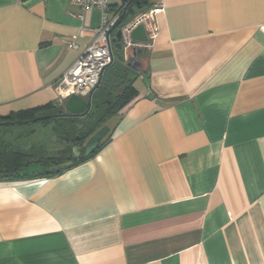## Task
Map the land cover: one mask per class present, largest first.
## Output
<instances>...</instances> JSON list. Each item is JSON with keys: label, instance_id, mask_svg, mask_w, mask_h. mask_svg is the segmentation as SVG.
<instances>
[{"label": "crops", "instance_id": "1", "mask_svg": "<svg viewBox=\"0 0 264 264\" xmlns=\"http://www.w3.org/2000/svg\"><path fill=\"white\" fill-rule=\"evenodd\" d=\"M146 1L163 8L152 45L102 75L136 90L108 142L56 174L0 177V264H264V0ZM103 23L70 0H0V117L63 107L80 33Z\"/></svg>", "mask_w": 264, "mask_h": 264}, {"label": "flooded vegetation", "instance_id": "2", "mask_svg": "<svg viewBox=\"0 0 264 264\" xmlns=\"http://www.w3.org/2000/svg\"><path fill=\"white\" fill-rule=\"evenodd\" d=\"M91 110L92 106L84 115L49 117L39 121L32 120L39 116L57 114L58 110L28 120H0V133H2L0 177L18 178L49 174L57 171L58 167L81 161L80 156L83 155L91 138L97 133L91 134V124L82 122L90 116ZM60 122L65 123L64 130ZM37 123L44 129L50 127L52 130V127H57L58 132L65 138L61 140L62 142L51 143L49 139L53 134L52 131L36 141L35 136L39 135L36 132ZM22 139L26 140L22 142ZM75 155L78 157L74 158Z\"/></svg>", "mask_w": 264, "mask_h": 264}, {"label": "built area", "instance_id": "3", "mask_svg": "<svg viewBox=\"0 0 264 264\" xmlns=\"http://www.w3.org/2000/svg\"><path fill=\"white\" fill-rule=\"evenodd\" d=\"M122 4L120 10L110 21L107 20L109 0H70V2L81 9L98 8L104 14V23L98 28L82 29L80 35L88 32L93 36L90 45L77 57L75 62L62 74L59 86L60 97L58 102L62 103L72 95L89 97L90 94L100 85L104 70L113 63L112 55L108 46V34L117 23L128 3ZM162 6L142 8L134 12L121 27L124 36L125 50L133 46L152 45L157 36L154 17L162 10ZM79 17H83L79 14ZM138 25H143L149 35L146 43H138L127 36ZM67 43L76 47L74 42Z\"/></svg>", "mask_w": 264, "mask_h": 264}, {"label": "water", "instance_id": "4", "mask_svg": "<svg viewBox=\"0 0 264 264\" xmlns=\"http://www.w3.org/2000/svg\"><path fill=\"white\" fill-rule=\"evenodd\" d=\"M127 0H122V4H126ZM140 6H137L138 8ZM133 12H129L126 8L124 12L121 15L120 20L113 25L111 28L109 34H108V46L112 55L113 62L115 60V57H118L122 61H125V44H124V36L122 33L121 25L127 21ZM116 31V34L112 36V32L114 30ZM131 38L132 40L137 41H148V36L146 34V31L143 27V25H138L131 31ZM146 49L139 48L133 46V55L131 57V61L128 63V65L135 67V56L141 52H145ZM93 92L90 94L89 99L86 101L85 99L81 98L78 95H72L69 97L68 101L65 103L63 107H61L58 110L57 114L51 115V116H39L34 118L32 121H39L42 119H46L49 117H62V116H79L80 114L84 115L89 107L91 106V98H92ZM129 100H125L120 103L118 106V110L122 109ZM28 122V121H26ZM53 134L51 135V141L53 143L62 142L61 140L65 138L62 134L58 132L57 127H52ZM109 132V127H104L99 132H97L89 141L87 144L85 151L82 156H80L82 159L89 157L92 155L100 146V141L105 137V135ZM2 144V133H0V145ZM22 146V145H21ZM23 147V146H22ZM78 157V155H75L74 158Z\"/></svg>", "mask_w": 264, "mask_h": 264}, {"label": "rangeland", "instance_id": "5", "mask_svg": "<svg viewBox=\"0 0 264 264\" xmlns=\"http://www.w3.org/2000/svg\"><path fill=\"white\" fill-rule=\"evenodd\" d=\"M137 10L138 9L136 8V11ZM122 62L123 61L121 59H119L118 57H115L116 64L121 65ZM112 101H113V97L109 95V92H106L105 88L99 89L98 93L91 98V106H92L91 114L86 120L82 121L85 124H91V128H90L91 134L94 132H99L104 127H109L110 129H112L115 126L117 118H118V113L120 112L121 109L118 110L119 105L116 106L115 103L112 106V103H111ZM93 102H94V105H92ZM60 124L63 125V130H64L66 126L65 123L60 122ZM35 126L38 127L36 132L39 134L35 136V139L37 141V139H39L40 137H45L43 136L45 135L43 133L45 131H44V128L40 126L39 123H37V125ZM51 132L52 130L50 129L49 133ZM25 140L26 139H22V142ZM49 141L53 143L51 141V138L49 139Z\"/></svg>", "mask_w": 264, "mask_h": 264}, {"label": "trees", "instance_id": "6", "mask_svg": "<svg viewBox=\"0 0 264 264\" xmlns=\"http://www.w3.org/2000/svg\"><path fill=\"white\" fill-rule=\"evenodd\" d=\"M146 5H147V1L146 0H131L128 3V5H127V9H128L129 12H133L134 13V11L136 10L137 6H140V7L137 8L139 10V9L145 8ZM101 88H105V90H107L106 86L102 84L98 88L95 89V91L93 93V96H95L98 93V90L101 89ZM106 92H109V95H111L113 97V101L111 102L112 106H113L114 103L117 106V105H119L121 102H123L125 100H130V98L133 95L136 94L135 88L128 82L127 83L125 82V84L123 86H120L119 88H116V92L113 93V94L109 90L106 91ZM112 106H110V107H112ZM57 110L58 109L52 108L51 106H46V107H42V108H37V109H31V110L19 111V112H16V113H11V114H9L7 116L0 117V120H17V121L18 120L19 121L28 120V119L34 118L36 116H39V115L49 114V113L55 112ZM109 136H110V131L101 140L100 146L98 147V149L95 152H97L101 147H103V145L105 143L108 142ZM86 158H84V159H86ZM84 159H82L81 161H83ZM81 161L79 160V161L71 164V166L75 165V164H77V163H79ZM58 172H60V171H54V172H50L49 174H41V175L56 174ZM37 176H40V175H37ZM31 177H34V176H31Z\"/></svg>", "mask_w": 264, "mask_h": 264}]
</instances>
